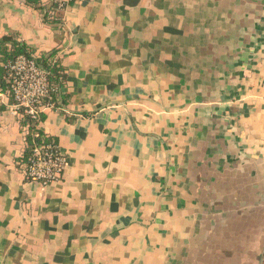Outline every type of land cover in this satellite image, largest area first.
I'll return each instance as SVG.
<instances>
[{"label": "crops", "instance_id": "obj_1", "mask_svg": "<svg viewBox=\"0 0 264 264\" xmlns=\"http://www.w3.org/2000/svg\"><path fill=\"white\" fill-rule=\"evenodd\" d=\"M50 6L0 0V40L55 53L67 159L26 181L0 93V264H264V0Z\"/></svg>", "mask_w": 264, "mask_h": 264}, {"label": "built area", "instance_id": "obj_2", "mask_svg": "<svg viewBox=\"0 0 264 264\" xmlns=\"http://www.w3.org/2000/svg\"><path fill=\"white\" fill-rule=\"evenodd\" d=\"M75 0H52L54 11L60 15ZM7 49L11 44L6 45ZM41 56L20 55L3 64L7 90L12 106L21 120L23 137L29 146L27 164L22 169L26 181L43 187L56 183L67 167V159L57 143L43 136L38 124L46 111L64 112L61 88L49 80L50 73L39 62ZM44 59H49L44 58ZM56 61L52 59L48 66Z\"/></svg>", "mask_w": 264, "mask_h": 264}, {"label": "trees", "instance_id": "obj_3", "mask_svg": "<svg viewBox=\"0 0 264 264\" xmlns=\"http://www.w3.org/2000/svg\"><path fill=\"white\" fill-rule=\"evenodd\" d=\"M45 17L46 19L50 18V22L52 24H58L59 20L61 18V15L56 13L54 11V8L52 6H50L47 11L45 12ZM11 43V48L7 49L6 44ZM20 55H32L31 51L22 43H18V42H13L11 39L9 38H2L0 40V93H5L8 97H10V94L7 90V84H6V72L3 69V64L8 61V60H12L15 57H18ZM55 53L51 52L50 57H48L49 59H44L43 56H41V58L39 59V62L46 68V70L50 73L49 76V80L51 82H55L57 84H61V71L57 65V62H55L52 66H48V63L53 59ZM23 124H25V122H22V126ZM27 144V143H26ZM28 153H29V146L27 144L26 150L23 154V156L21 157L20 161H19V166L21 167V169H23L25 167V165L27 164V158H28Z\"/></svg>", "mask_w": 264, "mask_h": 264}]
</instances>
